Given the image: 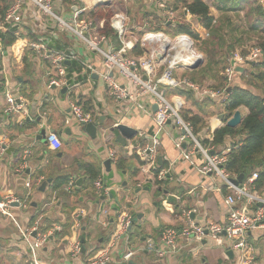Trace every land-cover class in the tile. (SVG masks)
<instances>
[{"label":"crops","instance_id":"obj_1","mask_svg":"<svg viewBox=\"0 0 264 264\" xmlns=\"http://www.w3.org/2000/svg\"><path fill=\"white\" fill-rule=\"evenodd\" d=\"M163 1L161 3L165 4ZM227 1L218 3L225 4L222 7L225 8ZM237 1L240 7L246 6L248 12L243 16L246 30H241L239 35L237 30L234 32L236 40L232 45V55H241L239 51L248 49L247 43L252 42L250 35L253 41L259 42L264 28V8L256 0ZM157 3L150 0L154 7ZM54 4L67 20L76 12V7L87 8V12L94 7L80 0L72 6L63 5V0H55ZM32 10L33 6L27 3L21 29L0 30V37L8 49V56L0 62V140H5L7 150L10 149L0 161V202L13 197L27 204L25 207H13L10 210L12 217L0 215V264H87L108 248L121 216L128 213L133 219L132 227L120 244L123 247L114 251L112 264L125 263L122 260L125 251L145 249L150 241L160 247L162 232L169 228L180 229L185 213H191L198 224H204L206 220L225 224L228 193L219 191L224 184L212 175L201 173L205 159L193 151L190 144L182 146L189 153L188 158L182 156L183 151L177 145L182 133L173 125L163 130L156 125L147 113V110L156 111L151 100H142L143 109L129 102H117L97 74L90 75L82 66L67 62L65 77H58L49 62L38 60L33 55L27 43L52 34L53 50H77L78 46L71 36L58 32L46 18L34 20ZM211 15L217 20L213 13ZM8 34L17 38L16 44H9ZM89 60L100 72L101 60L97 56ZM243 68L244 74L253 72V67L247 63ZM239 78H235V82L243 84V77ZM52 79H61L64 84L51 87ZM120 82L123 83L122 80ZM7 84L17 101L25 106L24 112L5 113L4 90ZM214 85V81H210L204 87L213 89ZM177 92L174 93L179 95ZM196 100L200 103L206 101ZM71 102H77L92 114L93 123L98 127L96 139L83 132L82 126L73 119ZM214 102L216 106L210 108L214 116L207 118L209 127L197 134L203 141L210 140L225 121H220L221 125L216 120H220L221 115L225 116V111L224 106ZM188 108L198 113L192 105ZM239 111L243 117L247 115L246 109ZM116 124H124L138 133L126 138L117 131ZM141 132L144 133L143 138L139 135ZM50 133L61 142L59 150L51 149L48 142ZM240 140L228 138L226 146L218 150L232 148ZM27 149L32 155L24 171L19 172ZM111 150L117 154V163L109 159ZM107 160L111 161L109 169L105 166ZM90 167L95 168L98 179L103 180L106 190L101 195L91 181ZM160 175L164 176L161 181ZM72 180L76 182L75 186L68 191ZM44 183L48 184L43 189ZM257 190L263 195L264 183ZM253 210V206L245 208L248 213ZM37 223L39 234L49 235V240L34 256L23 232L35 228ZM35 237L33 234L32 239ZM76 240L81 243L80 255L72 252V243ZM248 242L253 248L254 264H264V229L249 232ZM181 245L182 252L178 254L161 257L154 251L143 250L128 263H240L241 257L227 240L206 239L202 243L187 245L182 242Z\"/></svg>","mask_w":264,"mask_h":264},{"label":"built area","instance_id":"obj_2","mask_svg":"<svg viewBox=\"0 0 264 264\" xmlns=\"http://www.w3.org/2000/svg\"><path fill=\"white\" fill-rule=\"evenodd\" d=\"M80 1L84 4L87 2L86 0ZM115 1L107 0L104 7L113 9L111 7ZM99 2V0H95L91 11L98 7ZM256 2L264 8V0H256ZM27 3L33 6L31 16L34 20L38 21L40 18H46L53 23L58 32L71 36L78 46L77 50H53L54 34L38 41L28 42L27 48L38 60L49 62L58 77H65L66 70L64 66L67 62L82 66L90 75L97 74L100 76L103 83L110 88L111 95L117 102H129L143 109L142 100H151L152 104L157 106V109L150 112L147 110V113L153 118L156 125L161 130L173 125L180 134L182 133L177 143L180 150L183 151L182 156L188 158L189 153L186 149L183 150L182 146L190 144L193 151L200 153L205 159V165L201 168V173L212 175L221 181L224 185L219 191L225 190L228 193L226 197L228 219L225 224H219L212 220H206L204 224H198L192 219L191 213H185L182 217L180 229L169 228L162 232L160 241L162 247H157L154 242L150 241L145 249H129L122 256L123 262L128 263L134 260L138 253L143 250L154 251L159 256L165 257L169 254L182 252V242L191 245L210 239L217 242L227 240L231 243L233 250L241 257L239 264H254L253 248L248 242V234L255 229H264V194H260L256 187L259 176L255 173L240 186H235L231 180L237 178L226 169L228 155L232 148L218 150L213 145L204 146L202 144L203 140L195 135L193 125L186 122L182 116L187 105L185 99L174 92L179 89L191 91L200 101H217L225 107L230 98L228 89L232 86L235 76L238 74L237 67H243L247 61L256 62L261 59L263 56L261 49H251L246 58L240 54L233 56L231 60L233 63L223 73L226 78V84L223 88L201 87L183 77L186 72H192L206 62L205 54L197 48L195 41L189 35L173 36L163 31H152L148 24H145L143 29L138 28L139 31L134 32L135 30L129 28L127 14L117 10L113 12L111 19L108 21L114 32L115 39H112L100 33L107 23L105 20L83 19L85 14L90 13L87 12V8H78L73 16L67 20L56 10L55 0H10V6L4 17L0 16L1 31H9L11 28L21 29V26H23L22 14ZM156 7L166 10L165 5L162 3H157ZM183 10L185 20L189 22L192 16L185 8ZM168 22L175 23L176 21ZM137 49L143 51L144 54L137 56L135 54ZM7 56L8 49L4 44V40L0 37V62ZM92 56H97L101 60L100 72L95 64L89 60ZM120 80H122V84ZM61 84H64L63 80L52 79L50 86H60ZM4 95L6 99L5 113L7 115L19 114L26 110L23 103L17 101L9 84L6 85ZM70 111L73 119L78 124L93 123L92 114L85 112L77 102L70 103ZM220 123L222 125V122ZM224 125L226 123H223L222 126ZM118 126L119 124H116L115 128H118ZM139 135L141 138L144 137L142 132ZM212 140L213 137L210 141ZM48 142L54 151L61 148V142L53 133L48 135ZM7 144L5 140H0V161L6 156ZM31 155L29 149L24 152L22 156L23 163L19 172L24 171L27 160ZM109 159L115 163L118 162L115 151L111 150L109 152ZM159 179L160 181L163 180L164 176L160 175ZM75 183L74 180L70 181L67 190H72ZM94 186L100 195L106 190L102 179H98ZM16 203H19L21 207L27 205L26 202L23 203L16 198L8 197L0 202V215L12 217L10 210L13 208L12 205ZM251 206L254 207L252 213L245 211V208ZM132 223L133 219L129 213L122 215L111 244L107 249L91 258L87 264H112L113 253L123 247L120 244L132 227ZM38 227L39 224L37 223L35 228L23 232V238L31 244L34 256L42 250L49 240V235L39 234ZM58 231H60V227ZM34 233L38 235L32 239ZM72 244V252L75 255H80L82 252L80 241L76 240ZM34 264H38V262Z\"/></svg>","mask_w":264,"mask_h":264},{"label":"trees","instance_id":"obj_3","mask_svg":"<svg viewBox=\"0 0 264 264\" xmlns=\"http://www.w3.org/2000/svg\"><path fill=\"white\" fill-rule=\"evenodd\" d=\"M173 1H175L173 7L168 6L166 2L167 9L177 12L181 5L195 19V23L185 21H176L175 23L163 22L161 20V14L156 13L152 16L147 15V18H150V21H154L160 26L155 29H152L150 26V30L163 31L173 36L180 34L191 36L198 49L205 54L206 62L200 68L192 72H186L183 77L201 87H204L210 81H214L216 85L213 86V89L223 88L226 84V78L223 76V73L230 65L234 51L232 45L236 40V33H234L233 26L225 23V20L229 19H222L221 22H218L211 15V8L204 0ZM217 1L222 2L224 0ZM75 3L76 0H63V5L72 6ZM9 6V0H0L1 17H4ZM218 8L221 13H227L225 8H221L220 6ZM56 10L60 12L58 9ZM112 14L113 11H106L104 6H98L94 11L85 14L83 19H91L94 21L105 20L107 23L100 33L115 39L114 32L108 24ZM259 38L258 45L253 48L261 49L263 56L252 66L253 72L236 74L235 78L237 79L243 77V84H238L235 80L232 83L229 102L224 107L226 116L224 123L233 117L235 112L241 108L247 110V115L243 117L240 127L230 128L224 125L213 133L212 141L207 140L202 142L205 146L213 145L217 149H223L226 146L225 142L228 138H240L241 140L234 144L228 155L226 169L235 177L244 175V181H247L257 173L259 176L256 181L257 189L264 183V28L261 30ZM7 40L10 45L17 43V38L11 34L7 35ZM135 54L140 56L144 52L137 49ZM248 54L249 52L247 50L241 52V56L244 58ZM177 93L185 99L187 104L192 105L198 112L194 113L187 108L183 111L182 115L186 122L193 125L195 135L208 128L207 118L214 116L210 108L212 105L216 106V103L212 100H206L201 103L197 102L195 94L184 89H179ZM88 172L91 181L95 184L99 178L98 172L93 167H90ZM158 174L159 172H157ZM68 181H66L65 185L68 184Z\"/></svg>","mask_w":264,"mask_h":264},{"label":"rangeland","instance_id":"obj_4","mask_svg":"<svg viewBox=\"0 0 264 264\" xmlns=\"http://www.w3.org/2000/svg\"><path fill=\"white\" fill-rule=\"evenodd\" d=\"M165 1L168 3L167 4L168 6H171V7L174 6L175 1H173V0H165ZM166 2H165V4H166ZM205 2L210 6L211 13H213L216 16L217 20L218 19L225 20L226 18L229 19V20H225V23L232 25L233 29L238 31V35L240 34V32H242L241 30H246V29H244L245 28V22H244L245 19L243 17L248 12L246 6L240 7V4H239L240 2L238 3L237 0H228L226 3V7H225V10L227 11V13L223 14L220 12V9L218 8V6H220L222 8L223 6H225V4H220V3H218L217 0H205ZM159 3H161V2H158V4ZM168 6L165 5L166 10H162V9H158L157 7H154L153 5H151L150 0H116L112 4V7H111L113 9H111V10L108 8H105V9H106V11L108 10V11L116 12L117 10H121V11L125 12L128 16L129 28L131 30H135L134 32H137V30L139 31L138 28L143 29V26L145 24H148L149 26H151L152 29L158 28L160 26L159 24H156L154 21H150V18H147V15L152 16L153 14H156V13L161 14V16H162L161 20H163V22L164 21L165 22L166 21H172V20L185 21L186 22L184 10H183L181 5H180L181 7L179 6V10L177 12H173L172 10H168L167 9ZM187 20H189V19L187 18ZM189 22L195 23V19L192 17ZM165 25H166V23H165ZM249 39H251L252 42L247 43L248 45L246 46V48H248V49H246V50H248V52H250V50L253 49L250 47H252V46L255 47L258 45V42H256L257 40L254 39V41H253L251 35L249 36ZM259 40H260V38H259ZM239 53H241V51H239ZM188 106H189V104L186 105L185 109H187ZM182 115H183V113H182Z\"/></svg>","mask_w":264,"mask_h":264},{"label":"water","instance_id":"obj_5","mask_svg":"<svg viewBox=\"0 0 264 264\" xmlns=\"http://www.w3.org/2000/svg\"><path fill=\"white\" fill-rule=\"evenodd\" d=\"M99 4L98 6H105L107 4V0H99ZM157 2H162L163 0H155ZM76 10L78 9L77 7L75 8ZM233 63V61H232ZM248 65L250 66H254L256 64V62H252V61H247L246 62ZM198 68V67H197ZM245 71V69L243 67H237V73L239 74H242L243 72ZM94 78H97V76H94ZM232 90V88L230 87L228 89V92L230 93ZM66 91V90H64ZM157 109V106H154V110ZM225 119V116L224 115H221L220 116V120L221 121H224ZM242 121H243V115L242 113L238 110L237 112H235V114L233 115V117L231 119H228L226 120V125L230 128H238L240 127V125L242 124ZM82 130L83 132H85L86 134H88L92 139H96L97 138V135H98V127L94 124V123H89V124H82ZM117 131L124 137L126 138H131L133 136H135L138 132L133 129V128H130L124 124H121L118 126L117 128ZM9 150H7V154H9ZM105 166L108 167V169L111 167V161L110 160H107L105 162ZM30 173V171L28 172V174ZM232 183L235 185V186H240L243 181H244V175H241L239 176L237 179H232L231 180ZM48 183H51V181L49 180ZM48 183H44L43 184V189L47 186ZM81 181L78 182V184H80ZM105 198V197H104ZM102 198V199H104ZM20 204L19 203H16V204H13L12 207H19ZM207 234V233H206ZM36 236V233H34V237ZM82 243H85V240L82 239ZM123 264H132V263H123Z\"/></svg>","mask_w":264,"mask_h":264},{"label":"bare ground","instance_id":"obj_6","mask_svg":"<svg viewBox=\"0 0 264 264\" xmlns=\"http://www.w3.org/2000/svg\"><path fill=\"white\" fill-rule=\"evenodd\" d=\"M89 6H93L95 4V0H86Z\"/></svg>","mask_w":264,"mask_h":264}]
</instances>
